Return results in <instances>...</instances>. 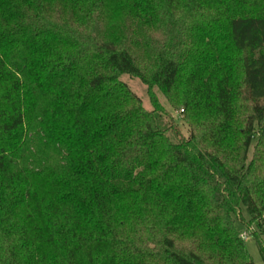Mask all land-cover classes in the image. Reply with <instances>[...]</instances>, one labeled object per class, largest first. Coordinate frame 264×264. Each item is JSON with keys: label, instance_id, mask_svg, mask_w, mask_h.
I'll use <instances>...</instances> for the list:
<instances>
[{"label": "trees", "instance_id": "16d2710c", "mask_svg": "<svg viewBox=\"0 0 264 264\" xmlns=\"http://www.w3.org/2000/svg\"><path fill=\"white\" fill-rule=\"evenodd\" d=\"M243 209L264 260V0H0V264H254Z\"/></svg>", "mask_w": 264, "mask_h": 264}, {"label": "rangeland", "instance_id": "374dc122", "mask_svg": "<svg viewBox=\"0 0 264 264\" xmlns=\"http://www.w3.org/2000/svg\"><path fill=\"white\" fill-rule=\"evenodd\" d=\"M121 79L126 81L130 88L142 98V102L149 110L162 113L163 124L167 128V134L175 141H179L182 137L187 138L190 135V127L182 118L181 109H176L168 101L166 95L157 85L149 86L140 77L130 73H123ZM244 210V209H243ZM244 222L238 221V226L246 236L247 249L251 255L254 264H264L261 257L259 246L255 240H252L249 233V214L244 210ZM248 231V232H247Z\"/></svg>", "mask_w": 264, "mask_h": 264}, {"label": "built area", "instance_id": "2783aa9c", "mask_svg": "<svg viewBox=\"0 0 264 264\" xmlns=\"http://www.w3.org/2000/svg\"><path fill=\"white\" fill-rule=\"evenodd\" d=\"M242 236H243L244 239L246 238L245 234H243Z\"/></svg>", "mask_w": 264, "mask_h": 264}]
</instances>
